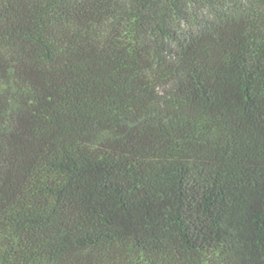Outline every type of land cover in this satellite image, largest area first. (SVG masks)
<instances>
[{"label":"trees","instance_id":"trees-1","mask_svg":"<svg viewBox=\"0 0 264 264\" xmlns=\"http://www.w3.org/2000/svg\"><path fill=\"white\" fill-rule=\"evenodd\" d=\"M0 264H264V0H0Z\"/></svg>","mask_w":264,"mask_h":264}]
</instances>
